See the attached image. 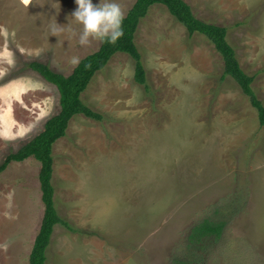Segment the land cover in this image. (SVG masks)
I'll use <instances>...</instances> for the list:
<instances>
[{"label":"rangeland","instance_id":"obj_1","mask_svg":"<svg viewBox=\"0 0 264 264\" xmlns=\"http://www.w3.org/2000/svg\"><path fill=\"white\" fill-rule=\"evenodd\" d=\"M228 40L264 103V0H184ZM124 16L136 0H116ZM99 3V0H93ZM75 0H0V165L60 112L56 86L29 64L69 76L101 41L78 43ZM55 29V30H54ZM136 44L151 87L117 53L54 146L55 202L80 233L55 227L47 264H264V127L211 42L162 5ZM34 158L0 174V264H29L45 207ZM224 222L188 247L192 229ZM187 260V261H185Z\"/></svg>","mask_w":264,"mask_h":264},{"label":"trees","instance_id":"obj_2","mask_svg":"<svg viewBox=\"0 0 264 264\" xmlns=\"http://www.w3.org/2000/svg\"><path fill=\"white\" fill-rule=\"evenodd\" d=\"M154 5L166 7L169 13L186 28L189 37L199 34L211 42L224 63L222 79L230 77L238 84L242 93L249 98L251 105L257 110L260 126L264 127V103L253 87L256 76L248 75L242 68L237 52L228 40L227 27L200 20L195 16L192 7L184 0H136L131 10L124 16L123 35L114 44L107 41L101 42L99 50L82 59L69 76L58 74L42 63L29 64L33 71L57 87L61 107L60 112L46 122L44 130L39 135L23 145L17 152L8 155L0 165V174H2L11 163H22L30 158H34L41 164L39 182L45 211L29 264H47V252L56 226L62 225L72 233L82 232L64 220L56 208L53 150L55 144L67 136L69 123L75 116L83 115L99 122L103 120L104 117L100 113L85 105L82 100L91 82L108 66L117 53H125L135 62V82L143 86L148 94L151 92L147 71L136 44V35L141 22ZM224 227H226L224 222L205 220L192 229L188 237V247L198 245L197 247L200 248L206 239L219 238Z\"/></svg>","mask_w":264,"mask_h":264},{"label":"clouds","instance_id":"obj_3","mask_svg":"<svg viewBox=\"0 0 264 264\" xmlns=\"http://www.w3.org/2000/svg\"><path fill=\"white\" fill-rule=\"evenodd\" d=\"M77 8L71 16L79 25L78 43L87 45L90 38L114 44L122 35L124 13L116 0H75ZM55 30V29H54Z\"/></svg>","mask_w":264,"mask_h":264}]
</instances>
